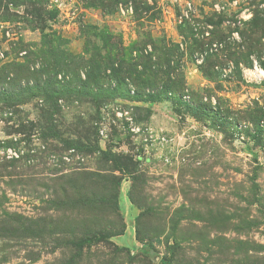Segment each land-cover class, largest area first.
<instances>
[{
    "label": "rangeland",
    "instance_id": "1",
    "mask_svg": "<svg viewBox=\"0 0 264 264\" xmlns=\"http://www.w3.org/2000/svg\"><path fill=\"white\" fill-rule=\"evenodd\" d=\"M0 264H264V0H0Z\"/></svg>",
    "mask_w": 264,
    "mask_h": 264
},
{
    "label": "trees",
    "instance_id": "2",
    "mask_svg": "<svg viewBox=\"0 0 264 264\" xmlns=\"http://www.w3.org/2000/svg\"><path fill=\"white\" fill-rule=\"evenodd\" d=\"M11 97H12V96H11ZM18 97H20V96H18ZM173 109H174L176 112H179V111H180V107H178V106H174ZM190 109H192V107H190ZM197 110H199V109H194V111H197ZM201 115H203V114L201 113Z\"/></svg>",
    "mask_w": 264,
    "mask_h": 264
},
{
    "label": "built area",
    "instance_id": "3",
    "mask_svg": "<svg viewBox=\"0 0 264 264\" xmlns=\"http://www.w3.org/2000/svg\"><path fill=\"white\" fill-rule=\"evenodd\" d=\"M10 149H12V148H10ZM17 156H19V153L15 150V152L12 153V155H10L9 158H13V157H17Z\"/></svg>",
    "mask_w": 264,
    "mask_h": 264
}]
</instances>
